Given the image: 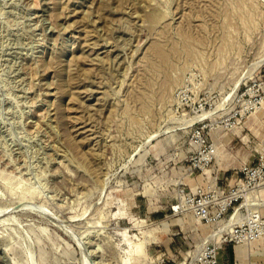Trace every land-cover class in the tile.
<instances>
[{"label":"rangeland","instance_id":"374dc122","mask_svg":"<svg viewBox=\"0 0 264 264\" xmlns=\"http://www.w3.org/2000/svg\"><path fill=\"white\" fill-rule=\"evenodd\" d=\"M259 78L264 0H0V264H264L195 211L264 167Z\"/></svg>","mask_w":264,"mask_h":264},{"label":"built area","instance_id":"2783aa9c","mask_svg":"<svg viewBox=\"0 0 264 264\" xmlns=\"http://www.w3.org/2000/svg\"><path fill=\"white\" fill-rule=\"evenodd\" d=\"M238 98L241 99V112H254L259 109L264 102V79L254 80ZM204 128L205 126H202L193 130L192 142L199 146L202 159L211 162L216 157V148L209 143ZM241 174L242 177L238 178L227 193L218 200L215 212L211 211L203 199L195 201V211L206 223L217 222L229 210H234L226 225L229 227L230 237L236 243H245L264 235V218H261L257 212L254 198L261 182L264 185V167H244ZM235 205L238 207L235 208Z\"/></svg>","mask_w":264,"mask_h":264},{"label":"bare ground","instance_id":"6f19581e","mask_svg":"<svg viewBox=\"0 0 264 264\" xmlns=\"http://www.w3.org/2000/svg\"><path fill=\"white\" fill-rule=\"evenodd\" d=\"M155 48V47H154ZM162 48V47H161ZM161 48H159V47H156V49H155V52H156V54H157V56H158V58H160L161 60H165V57H166V55H165V53L163 52V50L161 49ZM166 52V51H165ZM168 61V60H167ZM162 62H164V61H162ZM161 62V63H162ZM261 61H259V62H256V64H254V66H253V68H252V71H251V73L258 67V64L260 63ZM166 64V63H165ZM165 84V83H164ZM164 86V85H163ZM167 86V85H166ZM164 88V87H163ZM201 116H199L200 118L202 117V115L203 114H200ZM198 116H195L196 118H198ZM196 118H195V120H196ZM192 120L194 119V118H191ZM191 119H190V121H191ZM199 119V118H198ZM197 119V120H198ZM183 121V120H182ZM181 121V122H182ZM189 122L187 119L186 120H184L183 122ZM194 121V120H193ZM191 123H192V121H191ZM190 123V124H191ZM184 125H185V123H183ZM188 124V123H187ZM170 128V127H169ZM166 129V128H165ZM168 129V128H167ZM167 129L165 130V131H167ZM173 130V129H172ZM157 134L158 133H156V136H157ZM163 134V133H162ZM151 137H154L155 138V134L154 135H152ZM151 137H149V138H151ZM159 137V136H158ZM153 138H151V140H152ZM149 142H151V141H149ZM148 142V143H149ZM262 189H264V185H263V187H262ZM262 205L264 206V200H262ZM234 217H235V215H234ZM206 239V238H205ZM203 240V239H202ZM199 246V245H198ZM241 247H243V246H241ZM33 252V251H32ZM32 252H30L31 254H33ZM30 253H29V255H30ZM33 257H34V254H33ZM29 258H30V256H29ZM31 258H32V255H31ZM31 263H33V260H32V262Z\"/></svg>","mask_w":264,"mask_h":264}]
</instances>
